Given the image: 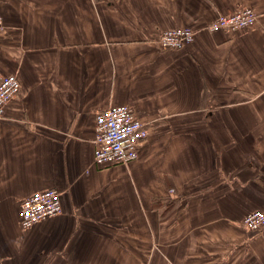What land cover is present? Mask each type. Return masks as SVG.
Wrapping results in <instances>:
<instances>
[{"label": "crops", "instance_id": "1", "mask_svg": "<svg viewBox=\"0 0 264 264\" xmlns=\"http://www.w3.org/2000/svg\"><path fill=\"white\" fill-rule=\"evenodd\" d=\"M242 6L244 29L209 30ZM0 264H264V0H0ZM193 40L161 48L160 32ZM128 104L138 157L93 160L94 116ZM60 191L28 228L20 203Z\"/></svg>", "mask_w": 264, "mask_h": 264}, {"label": "built area", "instance_id": "2", "mask_svg": "<svg viewBox=\"0 0 264 264\" xmlns=\"http://www.w3.org/2000/svg\"><path fill=\"white\" fill-rule=\"evenodd\" d=\"M256 13L250 6H242L228 14L218 15L208 23L209 30L244 29L254 24ZM4 23L0 17V32ZM195 30L188 25L166 28L160 32L157 43L164 49L180 48L190 43ZM20 82L16 73L0 76V118L5 109L18 94ZM148 130L128 104H118L99 110L94 116L93 160L96 164L107 165L128 163L138 157V145L147 136ZM60 191L53 187L38 189L20 203L19 224L28 228L33 224L53 217L62 210ZM239 224L249 230L264 228V209L246 213Z\"/></svg>", "mask_w": 264, "mask_h": 264}, {"label": "rangeland", "instance_id": "3", "mask_svg": "<svg viewBox=\"0 0 264 264\" xmlns=\"http://www.w3.org/2000/svg\"><path fill=\"white\" fill-rule=\"evenodd\" d=\"M241 220V219H240Z\"/></svg>", "mask_w": 264, "mask_h": 264}]
</instances>
